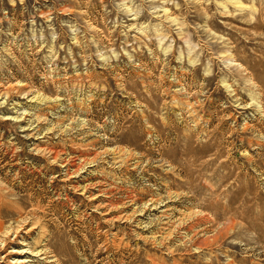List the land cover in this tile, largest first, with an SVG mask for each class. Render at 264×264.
Here are the masks:
<instances>
[{
    "label": "rangeland",
    "instance_id": "rangeland-1",
    "mask_svg": "<svg viewBox=\"0 0 264 264\" xmlns=\"http://www.w3.org/2000/svg\"><path fill=\"white\" fill-rule=\"evenodd\" d=\"M0 264H264V0H0Z\"/></svg>",
    "mask_w": 264,
    "mask_h": 264
}]
</instances>
